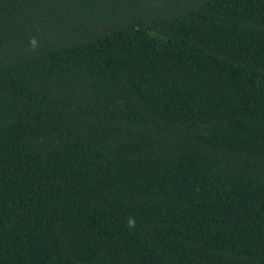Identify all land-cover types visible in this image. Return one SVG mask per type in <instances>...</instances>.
Segmentation results:
<instances>
[{
    "label": "trees",
    "instance_id": "16d2710c",
    "mask_svg": "<svg viewBox=\"0 0 264 264\" xmlns=\"http://www.w3.org/2000/svg\"><path fill=\"white\" fill-rule=\"evenodd\" d=\"M0 264H264V0H0Z\"/></svg>",
    "mask_w": 264,
    "mask_h": 264
}]
</instances>
